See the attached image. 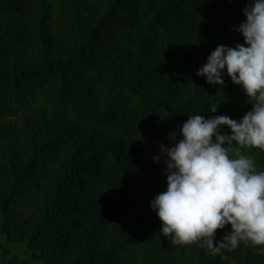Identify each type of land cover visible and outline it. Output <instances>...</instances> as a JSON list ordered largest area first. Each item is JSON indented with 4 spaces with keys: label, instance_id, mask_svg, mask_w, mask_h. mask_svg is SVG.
Here are the masks:
<instances>
[{
    "label": "trees",
    "instance_id": "16d2710c",
    "mask_svg": "<svg viewBox=\"0 0 264 264\" xmlns=\"http://www.w3.org/2000/svg\"><path fill=\"white\" fill-rule=\"evenodd\" d=\"M251 2L0 0V22L32 17L38 32L34 45L0 35V121L49 112L106 138L93 154L95 166L71 163L56 174L35 147L20 175L8 173L0 193L3 233L11 206H32L35 221L23 245L0 252V264L258 263L254 253L226 251L222 263L198 243H173L160 234L150 206L167 188L166 164L154 157L160 145L182 138L189 115L239 120L253 107L230 77L222 89L196 75L218 45L244 43L233 26L246 19ZM139 11L149 21L135 30ZM240 151L264 171V150Z\"/></svg>",
    "mask_w": 264,
    "mask_h": 264
},
{
    "label": "clouds",
    "instance_id": "9594fccd",
    "mask_svg": "<svg viewBox=\"0 0 264 264\" xmlns=\"http://www.w3.org/2000/svg\"><path fill=\"white\" fill-rule=\"evenodd\" d=\"M243 14L246 19L233 29L244 43L218 45L196 75L222 89L224 77H230L254 100L253 107L239 120L227 114L189 115L179 128L182 138L160 145L167 188L150 202L162 236L181 245L198 243L213 254L240 242L264 246V171L240 151L264 150V0H252ZM226 225L231 231L216 240Z\"/></svg>",
    "mask_w": 264,
    "mask_h": 264
},
{
    "label": "rangeland",
    "instance_id": "374dc122",
    "mask_svg": "<svg viewBox=\"0 0 264 264\" xmlns=\"http://www.w3.org/2000/svg\"><path fill=\"white\" fill-rule=\"evenodd\" d=\"M149 21L142 11L137 12L134 20V29H140ZM11 37L23 38L24 41L37 44L38 32L32 17L21 20L1 21L0 35L7 33ZM51 42L55 37L50 36ZM5 141L0 144V193L7 189V176L10 171L16 175L23 172L28 155H33L34 148H38V156L50 159L51 171L56 174L66 172L68 166L74 163L78 168L95 166L94 153L103 143V136L95 135L93 130L76 125L71 120L58 119L49 112L31 111L17 112L13 117L0 121V138ZM160 156L164 160L160 149ZM41 164L42 160H38ZM43 168V166H41ZM46 191H43L44 194ZM82 200V199H81ZM10 221L7 232L3 233L0 225V252L11 244L20 247L30 237L34 227L35 216L30 205L11 206L9 209ZM231 228L217 230L215 239L222 240ZM201 253L208 256H219L220 262L227 261V253L234 249L244 254L254 253L257 264L264 263V252L257 249L250 242H240L238 247L221 248L213 254L206 247H201ZM226 254V255H225ZM231 255V254H230ZM37 264H46L40 260Z\"/></svg>",
    "mask_w": 264,
    "mask_h": 264
}]
</instances>
